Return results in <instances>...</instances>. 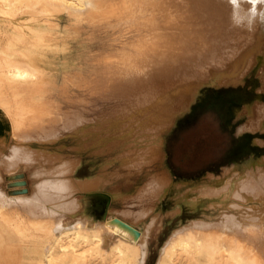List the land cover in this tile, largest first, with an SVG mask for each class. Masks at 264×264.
<instances>
[{"label": "bare ground", "instance_id": "bare-ground-1", "mask_svg": "<svg viewBox=\"0 0 264 264\" xmlns=\"http://www.w3.org/2000/svg\"><path fill=\"white\" fill-rule=\"evenodd\" d=\"M177 3L179 4V9L177 6L176 14L184 23L180 32H178L179 41L183 47L181 55H189L190 57L197 56L200 52H197L198 48L204 47L212 56L216 55V52L226 55L229 53L232 56L237 54L239 62L233 60V63L228 65L229 70L232 69L234 73L240 68L242 63L249 62L250 60L259 62L262 65L259 69L264 68V0H177ZM142 6L143 0H0V11L2 10L3 13L7 10H12L13 15L17 14V12H21L22 14L27 11V13H29L28 16L24 17L26 20L24 26L23 24L15 22L12 17L6 19V24L8 21V25L12 26L11 34L4 43L1 42L0 39V111L3 115L9 117L15 130L19 129L23 134H29V132L33 131L37 135H42V140L52 139L54 135L53 127L51 128L50 126V128L47 129L45 123L41 121L43 115H49L50 112L48 107L49 101L45 95L50 89L55 87V80L50 73L52 70L49 66L51 59L49 56L55 53L66 54V46L65 44L51 42L50 40L51 38L71 36L74 34V30L70 31L68 28H64L63 30L55 29L54 27L57 25L51 23V21L45 17L48 11L54 10L56 13L66 12L69 16L76 18L80 23L95 24L98 22L102 25V23L108 22L111 18H114L116 21V19L121 18L120 16L122 15L133 16L134 19H136L138 17L135 18L136 14L144 12ZM162 7L157 9L158 17L154 21V28L162 24L164 25L162 11H160ZM39 14L40 16H44L38 17ZM0 15L3 14L0 13ZM121 19L118 20L121 21ZM131 19L129 18V21H131ZM37 21L41 23L35 25L34 22ZM142 21L143 19L141 22ZM170 22H173L172 19ZM170 22L169 25L171 24ZM4 23L5 19L0 18V33L4 28ZM111 23L106 24L113 26L114 23ZM127 24L129 26V23ZM172 24H174V22ZM107 25H105L106 28H108ZM172 27L170 26V28ZM27 29L31 30V41L28 40ZM114 30L118 31L117 29ZM106 34L108 33L106 32ZM120 35L119 33V37ZM126 35L127 36H122L124 38L129 37L128 34ZM147 35L144 34V37L140 36V39L135 41L138 49L135 50L134 55L137 57L135 58L133 56L134 61H140L142 58L141 61H147L148 63L151 60H160L167 56V54L162 53V51H157L153 48V44L156 43L155 39H162V35L159 36L155 33L157 36L155 39H153L154 37L152 35ZM108 36L106 38H108ZM130 36H133V34ZM113 37L112 40H115L116 37ZM173 38H175L174 40L176 41V37ZM126 39H130V37ZM236 39L238 40L237 43ZM232 40H235V43H232ZM116 41L114 42L116 43ZM207 41L210 43L206 44ZM160 42H162V40ZM166 44H168V42ZM150 45H152V47H150ZM233 45L239 48L234 50ZM188 46H190V48ZM169 47L170 45H168V48ZM223 47H227V51L222 50ZM235 51H238V53H235ZM203 54L204 53H202V55ZM202 55L200 56L202 57ZM67 56L68 55H65L63 57L64 65L62 68L65 69L68 67L67 63H64L67 62ZM139 56H141L140 59ZM170 57L172 56L168 58ZM124 58L128 60L127 56ZM186 59L185 61H189V57ZM211 60L209 61L213 65L214 62L212 63L213 60ZM178 62H176V64H178ZM209 63H207V65ZM196 64L198 63L196 62ZM164 65H166L165 62ZM179 65L180 64H178V66ZM218 65H220V63ZM204 67L206 68V66ZM208 67L210 66L208 65ZM208 67L207 70H209ZM187 69L189 70V67ZM187 69L185 68V70ZM193 69L191 70L193 72L190 73H195ZM163 70L164 69L161 71ZM67 71L68 70H66V73ZM153 71H148V74L151 73L152 76L155 75L156 78H162V82H160L159 85L155 84L156 86L154 85V87L148 85L147 91L144 93L142 92L137 97L138 104L136 109H127V111L134 112V115L140 117L141 121L129 125L128 127V141L134 142V144H132L134 146H130L132 150V153H130L131 159L124 166L127 167L125 170L127 173L124 172V174L125 177H130L131 175H129V173L132 169H134L137 174L142 165L151 162L157 163L162 170L157 174L152 173L153 175L151 174V176H148L149 178H147V181H144L145 183H143L139 189L137 188V193L134 192V194H136L134 196L132 195L136 203H139L136 204L138 207L135 205L136 211L124 209L122 207L123 204L120 205L124 209L121 210L122 214L128 215L133 220L141 218V216L145 214H149L152 202L164 192L170 182L168 170L162 166L164 157L162 148L163 133L171 127L177 114L188 110L200 85L212 84L213 86L217 81L224 82V80H226L225 77L218 78L214 76L207 81L198 80L188 96V102L184 104L183 101L185 98L182 96L180 97L184 92L183 87L188 83V81H182L184 72L179 75V81H172L174 82L173 84H168L169 81H167L166 75H160L161 72L155 73ZM74 73L78 74V71H74ZM74 73V76H69V74H65L64 76L66 79L70 77L69 80L72 81L77 75ZM164 73L166 74V71ZM130 101H132V99H129V103ZM259 108L261 109V117L253 122V106H245L244 112L248 113L251 117L249 116L250 120L248 119L249 121L244 125L239 124L241 126L238 127L237 132L242 133L244 129H250L251 131L256 129L257 131V129L262 130L264 128V104L262 108L261 106ZM54 118L53 119L57 122L61 120L63 127H70L74 121V118L68 117ZM52 122L51 124L54 125ZM115 142L116 141H114V143ZM10 150V156L7 157V155H5L0 161L1 166L8 172L15 171L20 166H29L41 161H43L42 163L46 162L51 164L50 167L42 166L37 170L34 169L36 170L35 175H37L39 179L34 184L33 197H35L37 193H43L45 190L42 189H45L49 185L50 189H53V191H51L53 192L52 198L61 203L65 202L64 195L61 191L65 190V188H69L68 186H72V184L78 181L74 178H71V180L67 178L65 180L66 182L63 183V181H58L53 176H56L58 173L57 177H59L62 175L61 173L72 171L74 167L71 163L72 159H59V156L56 154L49 153L44 149L32 147L26 143L13 144ZM55 159H59V168L58 171L54 170L52 172L54 167L52 162L56 161ZM235 164L232 163L231 165L222 166L219 173L207 172L206 175L208 180L205 183L197 184L198 186L195 187L194 194L188 199H185L192 207L196 206L201 200L210 201L214 208H219L216 217L208 220L190 218L185 224L170 232L159 249V255H157L158 258L155 264H264V205L250 206L246 204L250 198L257 199L264 197V162L261 164L256 162L255 157L251 153L249 158L240 167ZM112 173L116 174V172ZM42 176L46 178L43 179ZM103 182L104 177L97 175L95 177L86 178L82 183L84 184V188L95 189L100 188ZM111 190L112 188L110 191ZM44 193L46 194V192ZM149 195H151L152 198L150 206L147 205L149 197L146 199ZM116 196L118 197V194ZM7 198L9 197L0 193V208L14 209L15 211L16 208H21L22 210H20L23 212L25 211L28 219H22L21 216L15 212L13 216L8 219L5 218V221L0 220V229H3V231L8 229L7 232L9 231L8 233L10 234L12 232V237L10 236V238H8V236H5L7 238V241H5L6 239L4 240L5 242H1L3 239L0 237V264H142L141 258L145 247L144 237L146 233L133 239L128 231L118 225L106 223L104 227L105 230H107L110 235L116 234L117 240L108 249H105L103 246L104 230L101 227L89 225V222H92L90 218L86 216L84 218H79L73 225L68 227L62 226L59 218H55L53 222L49 220L34 221L31 219L36 216L31 210L32 208H30L33 205L32 202L29 201L30 198H32L31 196L21 195L17 197L15 201L19 202L23 207L21 205L18 206ZM122 199L124 200L125 198L122 197ZM129 202H132V200ZM121 203H123V201ZM132 203L135 202L133 201ZM58 204L54 207L58 206ZM178 209V207L174 208L171 213L176 212ZM43 210L44 214L41 216L53 213L52 208H43ZM110 211L112 212L111 209ZM0 215L3 216V213L0 212ZM125 215L123 216L125 217ZM37 217L38 216H36V218ZM3 218L4 217L1 219ZM152 221H150V224H152ZM248 221H252L253 226L247 225ZM146 225H148V223ZM148 227L146 226L145 228ZM22 242L27 243L26 251H28L29 254L32 253L28 258L24 256L25 252L23 251L24 245L21 244ZM46 244L48 246L44 251L43 246ZM78 247L81 250L78 249ZM28 253L26 252L25 254Z\"/></svg>", "mask_w": 264, "mask_h": 264}, {"label": "rangeland", "instance_id": "rangeland-1", "mask_svg": "<svg viewBox=\"0 0 264 264\" xmlns=\"http://www.w3.org/2000/svg\"><path fill=\"white\" fill-rule=\"evenodd\" d=\"M159 6H164L161 10L159 9L160 11H162V18L164 20V25H161L162 27L164 26L163 29L161 26L154 28V21L158 17L157 9L160 8ZM177 6L179 9L177 0H143L142 7L144 8V12L136 14L135 18L138 16L136 19H134L133 16L122 15L120 17L123 19L118 18L119 20L121 19V21L116 19V21L118 20L116 22L114 18H111L110 20H108V22L106 21L102 23V25L98 22L95 24L80 23L76 20V18L69 16L66 12L56 13V11L54 10H50L51 12L48 11L45 17H47L51 21V23L57 25L56 27H54L55 29L63 30L64 28H68L70 31L74 30V34L71 36L51 38L50 40L51 42H58L61 44H65L66 46V54L55 53L49 56L51 58L49 66L52 70L50 73L53 75V78L55 80V87L50 89L45 95L47 100L49 101L48 107L50 112L49 115H43L41 121L45 123V127L47 126V129H49L50 126L51 128L53 127L52 129L54 135L52 139L42 140L43 136L39 134L37 135L33 131L29 132V134H23L19 129L15 130L9 117L7 115H3L0 111V145L3 146V148H6V151L9 152L7 154V157L11 154V145L26 143L32 147L44 149L49 153L56 154L59 156V159L74 158L76 163V174L82 175L81 177L83 178L81 179H84V177L91 178L97 175H101L104 177V182L101 187L103 188V190L106 189L105 191H107L109 194H113V196L115 195L111 206L112 212L109 213V215L123 216L125 214H122L121 210H124L125 208L127 210H136L135 207H138V205H136L138 202L136 203L133 196L137 193L139 187L147 181V178H149L148 176H151L152 173L157 174L162 170V168H159L157 163L151 162L142 165L141 168H139V172H137V174L135 170L131 168L132 170L130 171L129 175H131L132 177H125L124 174L125 170L127 169V167L124 166L131 159L130 153H132V150L130 146H134L132 145L134 144V142L128 141V127L129 125H133L141 121L140 117L134 115V112L127 111V109H136V106L138 104L137 97L142 92L144 93L147 91L148 85L154 87L155 84L159 85V83L162 82V78H156L155 75L152 76L151 73V75L148 74V71H153L154 67L153 72H161L160 75H166L165 77H167V81H169L168 84H173L175 81L177 82V80L179 81V75L184 72L182 81H188L186 86L183 87L184 95H180V97L182 96L185 98V100L183 98L184 101L182 100L184 104L188 102V96L190 95V92L192 91L198 80L207 81L212 76L218 78H226L224 82L217 81V83L213 84V86L212 84L200 85L194 100L189 105L188 110L177 114L171 127L163 133L162 148L164 151V157L162 166H164L168 170V173L170 175V182L164 192L152 202L149 214H145L144 216H141V218H138L136 220L132 219L133 222L141 228L144 227L147 223H150V221L153 220L152 222H155V219L157 220L152 230L158 232L157 236L155 238H153L151 235L150 237L148 236L149 240L147 260L150 264L156 263V259L158 258L157 255H159V249L161 245L166 240L170 232H172L174 229L185 224L190 218L198 220H208L213 219L218 214L219 208H214L211 205L210 201L201 200L196 206L192 207L185 200L194 194L196 186L201 183H205L208 180L206 175L207 172L219 173L222 166L231 165L232 163H236L235 165L240 167L249 158V155L251 153L255 157L256 162H258L259 164L264 162V147H262L264 146V128L262 130L257 129V131L256 129L253 131H251L250 129V131L248 129H244L242 133L237 132L239 126L244 125L250 120V115L244 112L246 105L253 106V122L257 121V118L261 117V109L259 107L261 106L262 108L264 104V68H260V70L259 67H262V65L256 60H250L249 62L247 61L242 64L240 63L241 66L235 72L237 74L236 75L234 72H232V69L229 70L228 65H231L233 63V60L238 61L239 57H237V54L232 56L229 53L226 55L216 52L217 56H212V54L208 52L204 47L198 48L197 52H200L198 53L199 55L197 54V56L190 57L189 55H181L183 47L180 44L178 32H180V29L184 25V23L176 14ZM0 13L3 14L0 15V18L5 19L4 28L0 33L1 42L4 43L10 37L12 30V26L8 25V21L6 24V19L12 17L15 22L23 24L24 26V22L26 21L24 17L28 16L29 13H27V11L22 14L21 12H17V14L13 15L12 10L4 11V13L1 10ZM43 16L44 15H38V17ZM129 18L133 19L129 21ZM142 19L143 21L141 22ZM171 19L174 24H172L173 22H170ZM115 22L117 25L115 24ZM122 22L125 24L129 23V26L128 24L125 25ZM169 22L171 23L170 25ZM39 23L41 22H34L35 25H39ZM106 23H114V25L109 26ZM103 24L107 25L108 28H106V26ZM118 24L120 27L118 26ZM121 26L126 32L122 29ZM170 26H173L172 28L174 29L170 28ZM76 28L80 29L77 30ZM114 29H117L118 31ZM129 29L131 31L133 30L134 32L132 31V33ZM127 30H129L130 32ZM173 30H175L176 32ZM27 32L28 40L31 41V30L27 29ZM106 32L108 34H106ZM110 32L113 34H111ZM119 33L121 34L120 37ZM131 33L133 34V36H130L132 35ZM155 33L159 36L162 35V39H155L157 37ZM126 34H128L130 39H126L129 37H123L124 35L127 36ZM144 34H150L154 37L153 39H155L156 41H153H155L156 43L153 44V48L155 50H160L162 51V53L167 54L166 57H161L163 60H151L147 63V61H141L142 58L141 56H139V59L141 58L140 61H134L133 58L137 57L136 55H134L135 50L138 49L135 41L139 40L140 36L144 37ZM113 35L114 37H116L115 40H112ZM107 36L108 38H106ZM173 37H176V41ZM161 40L162 42H160ZM114 41H116V43ZM166 41L168 42V44H166ZM170 41H172L173 43ZM231 42L235 43V40H232ZM237 42L238 40L236 39V43ZM112 43L114 46L112 45ZM208 43L210 42L207 41L206 44ZM168 45H170L169 48ZM150 47H152V45H150ZM188 47L190 48V46ZM226 48L227 47H223L222 50L227 51L228 48ZM238 48V46L235 47L233 45L234 50H237ZM200 49L204 51H201ZM171 51L172 53L170 54ZM206 51L208 54L206 53ZM236 52L238 53V51H235V53ZM202 53L204 54L202 55ZM65 55H68L67 62H64L67 63L68 66L66 69L62 68V66L64 65L63 57ZM200 55H202V57ZM208 55L210 58L208 57ZM125 56L128 57V60L124 58ZM169 56L172 57L168 58ZM181 56L183 59L181 58ZM188 57V60L191 62L185 61V59ZM181 59L184 61H182ZM209 60H211L212 63L214 62L213 65ZM215 60H217L218 62ZM164 62L166 63V65H164ZM176 62H178V64L180 65L182 64L183 66H178ZM196 62L199 65L196 64ZM207 63H209L208 65L210 67H208ZM219 63L220 65H218ZM193 65L196 67H194ZM204 66H206V68ZM87 67L90 69H88ZM188 67L189 70L187 69ZM192 67L195 69H193ZM207 67L209 70H207ZM215 67L218 71L215 70ZM185 68L187 70H185ZM160 69H164L166 71V74L164 73V70L163 72ZM192 69L195 73H190L193 72L191 71ZM66 70H68L67 73ZM74 71H78V74L74 73ZM73 73L77 74L76 77L72 79L73 82L69 80L70 77L66 79L64 76L65 74L74 76ZM129 99H132L130 103ZM47 116L50 123L47 120ZM54 117L74 118V121L70 127H63V125L61 124L62 121L58 120L57 122L56 120H54ZM191 120L195 121V123H193L185 130H182L180 133H175L174 130L177 126H179L180 124L183 125L185 124V122ZM51 122L54 123V125L51 124ZM98 136L100 137V139ZM114 141L116 142L114 143ZM191 154L195 156L196 161H194V159L193 161H190ZM59 159H55L56 161L52 162L54 166L52 172L54 170L58 171ZM42 162L43 161L35 164L33 163L34 165L28 166L26 169L19 170L24 173V179L26 180L25 187L28 189L27 193H30V191L34 189V184L39 179L37 175H35L36 170L41 168L42 166L50 167L51 165L50 163L48 164L46 162ZM21 167L22 166H20V168ZM173 168L174 170H176L177 174H174ZM116 169L120 170L117 171ZM112 172H116V174ZM57 174L53 177H55V179H57L58 181H63V183L66 182L65 180L67 178L71 180V177H73L71 171L61 173L62 175H60L59 177H57ZM113 174L115 175L112 176ZM1 177L0 190L4 191V193L7 194L10 199H16L14 193L11 192V190L15 189V187H9L6 185L7 182L11 181L9 175L3 174ZM75 177L78 176L76 175ZM42 178L45 179L46 177L42 176ZM111 188L112 190L110 191ZM61 192L64 194V199H66L69 191L65 189ZM73 192L77 193L78 191L75 190ZM134 192L136 193L134 194ZM117 194L118 197L116 196ZM37 197H39V195ZM122 197L125 199L123 200ZM126 197H128L130 200ZM39 198H41L40 201L36 200V202H41L43 208L48 209V206L52 202V198H50L49 196L47 198H45V196H40ZM147 198L149 199L147 205L150 206V203L152 201L151 195L147 196L146 199ZM121 200L123 201V203H121ZM128 200H132V202L134 201L135 203L129 202ZM246 204L250 206H263L264 197L257 199L250 198L246 202ZM120 205H122L124 209ZM176 207H181V212L171 213ZM20 209L21 208H16L15 211L14 209L0 208V212L3 213V216H1L2 214L0 215V220L5 221V218L8 219L9 217L13 216V213L15 212H17V214L21 216L22 219H28L25 211L23 212L21 211L22 209ZM53 213L46 216H41L42 213H34L36 216H38V219L36 218V216L32 217L31 219L34 221L49 220L53 222L55 218H58V216H56L55 213L53 215ZM4 214H7L8 217ZM152 216L154 219L152 218ZM2 217L4 218L1 219ZM79 218V212L73 214L72 218L70 217L66 219L64 226L68 227L73 225ZM125 218H129L128 215H125ZM247 225L253 226V222L248 221ZM7 230L8 229L3 231V229H0V237L1 239H3H0L1 242L7 241L6 237L8 236V238H10V236L12 235V232L10 234L8 233L9 231L7 232ZM146 241L147 239L145 235V247L143 249L141 258L142 262L146 255ZM113 242L114 239H110L108 245L104 246V248L108 249ZM21 244L24 245L23 251L25 253H28V251H26L27 243L22 242ZM47 246V244L43 246L44 251L46 250ZM78 249L80 248L78 247ZM25 253V258H28L30 255H32V253Z\"/></svg>", "mask_w": 264, "mask_h": 264}, {"label": "crops", "instance_id": "crops-1", "mask_svg": "<svg viewBox=\"0 0 264 264\" xmlns=\"http://www.w3.org/2000/svg\"><path fill=\"white\" fill-rule=\"evenodd\" d=\"M8 153L9 152L6 151V148H3V146L0 145V161ZM70 160H71V158H70ZM71 163H73V166L75 167L76 163H75L74 158L71 160ZM34 164H31L29 166H32ZM27 167L28 166H22L21 168L19 167L15 171H11V172L9 171L8 172V171L4 170V168L0 164V177L3 174H8L9 177L11 178V181L7 182L6 185L9 187H15V189L11 190V192L14 193V196H16V199H10V198H7V199H10L11 202H13L19 206L21 204H19V202L15 201V200H17L18 196H21V195L31 196L32 198H30L29 201L32 202V204H33L30 207V208H32L31 210L33 211V213L44 214V212H43L44 210H43V206H42L41 202H36V200L40 201V199H41V198H39L40 196H42V197L45 196V198H47L49 196L50 198H52L53 192H51V191H53V189L52 188L50 189V187L48 185L45 189H42V190H45L44 192H46L47 195L43 192V194L37 193V195H35V197L32 196L33 189L30 191V193H27L28 189L25 187L26 180L24 179V173L19 171V170L25 169ZM71 174L73 176L71 178H74V179L77 178L76 180L78 182L72 184V186H69V188H65V189H67V191H69V193L67 194V197L65 199V202H63V203L56 202L52 198V202L50 203V205L48 207L53 209V212L56 214V216H58L59 221H60L62 226H64V223L66 222L67 218H70V217L72 218L73 214L79 212L80 218H83L86 216V217L91 219L90 221H92V222H89V225L98 226L104 230L103 246H107L108 242L113 237H114L113 243H115V241L117 240V235L116 234L110 235L109 232L107 230H105V228H104L106 223L109 222V219L114 217V215H109V213H111L110 209H111L112 202L114 199L113 194H109L107 191L103 190L102 188H95V189L84 188L83 187L84 184L82 182L85 181L86 178L84 177V179H81V178H83V177H81L82 175L76 174V167L73 168V170L71 171ZM76 175L78 177H75ZM69 176H71V175H69ZM78 178H80V179H78ZM75 190L78 192L77 193L73 192ZM0 193L4 194L6 197H9L2 190H0ZM38 195H39V197H37ZM58 203H60V204H58ZM56 204H58V206L54 207ZM180 208L176 212H181ZM132 211H134V210H132ZM117 217H119V218L123 219L124 221L128 222L129 224L133 225L136 229H138L140 231V235L143 233H147L146 234L147 249H146V255L143 259L142 264H150L147 260V258H148V240H149L148 236L150 237V235H151L153 238H155L157 236L158 232L152 231L153 227H154V223L156 224L157 220L155 219V222H152V224L148 223V225H145V227L149 226L148 228H145V227L141 228L138 225H136L135 223H133L132 218L129 216H128L129 218H125V217L123 218V216H117ZM160 225H162V224H160ZM169 225H171V224H169Z\"/></svg>", "mask_w": 264, "mask_h": 264}, {"label": "water", "instance_id": "water-1", "mask_svg": "<svg viewBox=\"0 0 264 264\" xmlns=\"http://www.w3.org/2000/svg\"><path fill=\"white\" fill-rule=\"evenodd\" d=\"M108 223L116 224L124 230L128 231L133 237V239H136L140 235V231L138 229H136L133 225L129 224L128 222L124 221L123 219L117 216L110 218Z\"/></svg>", "mask_w": 264, "mask_h": 264}, {"label": "trees", "instance_id": "trees-1", "mask_svg": "<svg viewBox=\"0 0 264 264\" xmlns=\"http://www.w3.org/2000/svg\"><path fill=\"white\" fill-rule=\"evenodd\" d=\"M193 123H195V121H193V120H191V121H188V122H185V124H180L179 126H177L176 128H175V133L176 132H178V133H180L182 130H185L186 128H188L189 126H191ZM193 159H194V161H196L195 160V156L193 155V154H191V158H190V161H193ZM207 168V167H206ZM173 172H174V174H177V172H176V170H174V168H173Z\"/></svg>", "mask_w": 264, "mask_h": 264}]
</instances>
